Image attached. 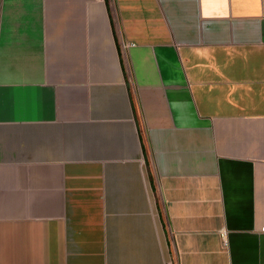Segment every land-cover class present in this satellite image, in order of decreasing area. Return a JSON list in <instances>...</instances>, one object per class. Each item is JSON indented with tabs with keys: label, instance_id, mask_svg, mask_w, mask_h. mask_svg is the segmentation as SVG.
Instances as JSON below:
<instances>
[{
	"label": "crops",
	"instance_id": "1",
	"mask_svg": "<svg viewBox=\"0 0 264 264\" xmlns=\"http://www.w3.org/2000/svg\"><path fill=\"white\" fill-rule=\"evenodd\" d=\"M0 264H264V0H0Z\"/></svg>",
	"mask_w": 264,
	"mask_h": 264
}]
</instances>
